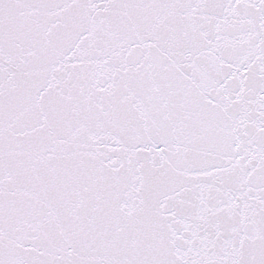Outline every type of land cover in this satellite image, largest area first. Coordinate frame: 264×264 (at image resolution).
Returning <instances> with one entry per match:
<instances>
[{
    "label": "snow or ice",
    "instance_id": "1",
    "mask_svg": "<svg viewBox=\"0 0 264 264\" xmlns=\"http://www.w3.org/2000/svg\"><path fill=\"white\" fill-rule=\"evenodd\" d=\"M0 264H264V0H0Z\"/></svg>",
    "mask_w": 264,
    "mask_h": 264
}]
</instances>
